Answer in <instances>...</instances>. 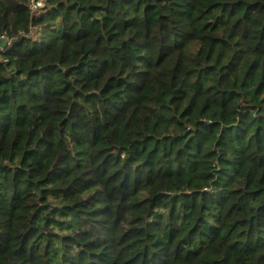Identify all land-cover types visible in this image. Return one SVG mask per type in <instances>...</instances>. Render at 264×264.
<instances>
[{"label": "trees", "instance_id": "trees-1", "mask_svg": "<svg viewBox=\"0 0 264 264\" xmlns=\"http://www.w3.org/2000/svg\"><path fill=\"white\" fill-rule=\"evenodd\" d=\"M47 2L0 0V264H264V0Z\"/></svg>", "mask_w": 264, "mask_h": 264}, {"label": "built area", "instance_id": "built-area-1", "mask_svg": "<svg viewBox=\"0 0 264 264\" xmlns=\"http://www.w3.org/2000/svg\"><path fill=\"white\" fill-rule=\"evenodd\" d=\"M47 6V0H28V7L35 19H39L44 16L47 10ZM43 35V27L41 25L32 24L30 28V34H28L27 36L29 38H33L36 42H42ZM0 39L4 42V45H2L0 48L1 53L11 47V45L13 44V40L7 34H3ZM0 61L8 62V59L4 58V56L0 54Z\"/></svg>", "mask_w": 264, "mask_h": 264}]
</instances>
